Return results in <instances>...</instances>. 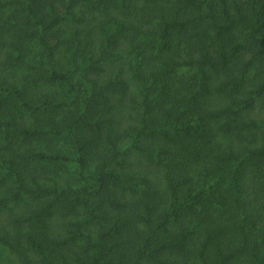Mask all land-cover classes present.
<instances>
[{"label":"trees","instance_id":"trees-1","mask_svg":"<svg viewBox=\"0 0 264 264\" xmlns=\"http://www.w3.org/2000/svg\"><path fill=\"white\" fill-rule=\"evenodd\" d=\"M124 57L143 86L137 126H121L127 90L108 73ZM258 106L264 0H0V143L18 151L0 168L21 182L15 196L58 193L0 241L26 264H264ZM32 160L76 162L88 184L45 185Z\"/></svg>","mask_w":264,"mask_h":264},{"label":"rangeland","instance_id":"rangeland-1","mask_svg":"<svg viewBox=\"0 0 264 264\" xmlns=\"http://www.w3.org/2000/svg\"><path fill=\"white\" fill-rule=\"evenodd\" d=\"M128 61L129 58L124 57V59L118 62V68L108 70V73L110 74H114L116 71L118 72V77H112L113 79H115V82L122 84L124 90H127L125 93H120V95L123 97L121 99L123 103L120 104L121 107L117 115L119 117V122L122 127H127L129 125H139L140 117L142 116L141 112L143 109V105L141 104L143 98V86L140 85V82L135 78L133 72H130V63ZM253 71H255V69H253ZM221 97L222 96L213 93L209 96V102H211L214 106H219L222 104L223 101L221 100ZM261 109L262 108L258 106L257 109L253 111V115L259 118L264 117V110ZM19 119L24 121V123L30 122V117L27 114L20 117ZM5 120L6 118L4 119V122ZM7 121L8 120H6V122ZM6 133H8L6 127L3 124H0V139L2 135L7 136ZM129 137L130 136L125 137L124 143L129 140ZM12 138L6 137L2 139V142L0 143V156L5 155L6 157H9L13 155L14 152H18L16 150L17 147ZM20 139L25 142L23 138ZM25 143L29 142L27 141ZM22 146L24 148L26 147L24 145ZM19 153L22 152L19 151ZM18 159L20 161H23L21 157H18ZM140 160L141 157H137L136 159H134L133 164L136 167L146 169L145 163L141 162ZM130 162H128L127 164H129ZM140 163H143L142 167H140ZM32 164H34L36 167H39V171L36 172V177L39 178L40 182L45 185L54 186L55 180H58L60 186L72 185L74 188H78L88 184V181L86 179L78 177V166L76 162L69 161L66 163V165H58L53 161H45L44 164H41L36 160H32ZM153 164V162L147 161V168L158 171V175H160L161 173L159 169ZM43 165H51L50 169L53 172L49 174H44V172L41 171ZM121 169L123 173H127V175L129 174L128 171H130V169H125L124 167H122ZM0 170V175L1 173L7 175L10 169L7 167V165H4L0 168ZM7 177V181L3 183V186L0 189V232L13 234L18 228L22 227L24 230H28L32 227V225L26 221L20 223L22 226H16L13 218L23 217L29 215L30 213H33L37 209H40L48 201H53V199L58 193H34L30 190L24 189L20 196H15L13 195L11 187H14L15 192L16 188L21 184V182L18 183V179L15 173H11V175H7ZM24 182H28L29 184L34 183L32 178L28 176V170L26 171ZM1 198H4V200L6 199L5 202H2ZM96 199L97 198H93L88 202L91 207L96 205ZM55 214L56 216H53L51 218L53 229L56 232H60L59 234H62L61 237H64V235L66 234V228L69 219L63 217V215H61V213H59L58 211ZM30 255L34 259H37V255L35 252L31 251ZM0 264H26V262L23 256L19 254V252L11 248L9 245L0 241Z\"/></svg>","mask_w":264,"mask_h":264}]
</instances>
